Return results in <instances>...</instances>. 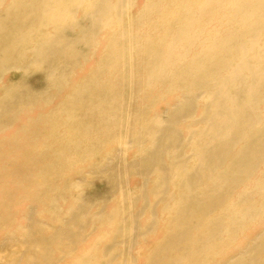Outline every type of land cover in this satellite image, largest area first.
Instances as JSON below:
<instances>
[{
	"label": "bare ground",
	"instance_id": "obj_1",
	"mask_svg": "<svg viewBox=\"0 0 264 264\" xmlns=\"http://www.w3.org/2000/svg\"><path fill=\"white\" fill-rule=\"evenodd\" d=\"M0 264H264V0H0Z\"/></svg>",
	"mask_w": 264,
	"mask_h": 264
}]
</instances>
